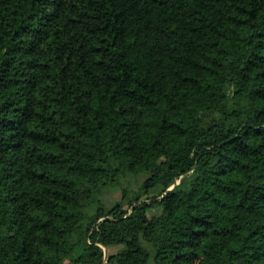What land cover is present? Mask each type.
Masks as SVG:
<instances>
[{"label":"trees","instance_id":"16d2710c","mask_svg":"<svg viewBox=\"0 0 264 264\" xmlns=\"http://www.w3.org/2000/svg\"><path fill=\"white\" fill-rule=\"evenodd\" d=\"M72 254L264 264V0H0V264Z\"/></svg>","mask_w":264,"mask_h":264},{"label":"rangeland","instance_id":"374dc122","mask_svg":"<svg viewBox=\"0 0 264 264\" xmlns=\"http://www.w3.org/2000/svg\"><path fill=\"white\" fill-rule=\"evenodd\" d=\"M145 181V177H127V179L122 183V188H125L127 190V196L125 198L122 197L121 190L113 191L106 195V203L108 206L112 207L115 205H121L126 208L127 204L129 203L132 196H134L138 192V188L142 186V184ZM161 188L157 187L149 191V193L141 198L140 201L147 200V199H154L157 198L161 193ZM159 209H154L149 212V215H157L159 214ZM122 249V246L117 247H110L108 249H103L104 251V263L105 259L108 254H115L119 250ZM74 257V254L68 258V261H72V258ZM72 263V262H71Z\"/></svg>","mask_w":264,"mask_h":264},{"label":"crops","instance_id":"0c3cea01","mask_svg":"<svg viewBox=\"0 0 264 264\" xmlns=\"http://www.w3.org/2000/svg\"><path fill=\"white\" fill-rule=\"evenodd\" d=\"M63 264H72V263L68 260H65Z\"/></svg>","mask_w":264,"mask_h":264},{"label":"water","instance_id":"95a60500","mask_svg":"<svg viewBox=\"0 0 264 264\" xmlns=\"http://www.w3.org/2000/svg\"><path fill=\"white\" fill-rule=\"evenodd\" d=\"M172 188H173V186L170 189H172ZM105 262H106V259H105Z\"/></svg>","mask_w":264,"mask_h":264}]
</instances>
